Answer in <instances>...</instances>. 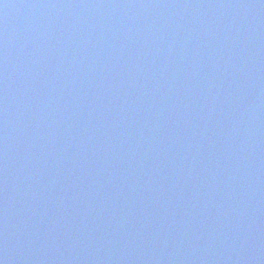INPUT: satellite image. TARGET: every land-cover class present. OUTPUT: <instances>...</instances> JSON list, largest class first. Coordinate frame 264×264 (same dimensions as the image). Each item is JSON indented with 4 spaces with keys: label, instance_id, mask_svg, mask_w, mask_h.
Here are the masks:
<instances>
[{
    "label": "water",
    "instance_id": "1",
    "mask_svg": "<svg viewBox=\"0 0 264 264\" xmlns=\"http://www.w3.org/2000/svg\"><path fill=\"white\" fill-rule=\"evenodd\" d=\"M0 264H264V0H0Z\"/></svg>",
    "mask_w": 264,
    "mask_h": 264
}]
</instances>
